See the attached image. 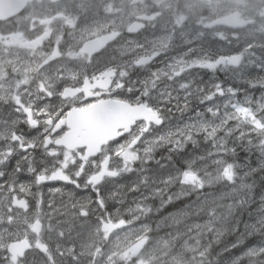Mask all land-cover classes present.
<instances>
[{
  "label": "snow or ice",
  "instance_id": "6c2138e0",
  "mask_svg": "<svg viewBox=\"0 0 264 264\" xmlns=\"http://www.w3.org/2000/svg\"><path fill=\"white\" fill-rule=\"evenodd\" d=\"M65 22L75 23L71 18ZM143 27L134 24L128 31ZM50 34L45 27L34 38L19 41V47L29 50L23 61H0V264H182L167 247L149 251L146 231L130 233L131 222L109 203H119L121 198L117 193L106 197L102 185L106 178L120 175L114 161L130 170L139 159L136 149L145 135L162 123V111L151 106L162 76L172 80L195 68L239 65L241 56L198 58L170 74L152 71L141 81L140 70L158 53L137 57L131 64L115 57L93 61L90 51L85 57L84 49L62 51L63 33L50 51L45 50L52 43ZM179 88L185 90V102L176 107L187 110L192 85L180 83ZM197 91L203 101L225 94L219 83L207 92ZM167 96L171 98V92ZM208 111L218 115L212 108ZM233 121L236 127L227 130ZM196 131L214 140L221 131L229 135L235 131L241 139L257 135L264 148V117L248 107L235 106L221 124ZM183 141L195 143L193 134L182 133L174 143L182 148ZM216 146L227 150L223 140ZM223 174L232 180L231 166ZM182 179L202 185L195 172L185 171ZM65 190L71 207L61 201L62 212L48 197ZM77 190L89 194L76 199ZM135 210L147 211L139 203Z\"/></svg>",
  "mask_w": 264,
  "mask_h": 264
},
{
  "label": "rangeland",
  "instance_id": "374dc122",
  "mask_svg": "<svg viewBox=\"0 0 264 264\" xmlns=\"http://www.w3.org/2000/svg\"><path fill=\"white\" fill-rule=\"evenodd\" d=\"M196 1L197 0H187L183 4V8H180V11H178L179 14L175 16L176 21H174L178 23L181 22L184 18V14H186V16H191V20L193 18L196 22L194 28L197 30L193 33H190L189 30L185 31V35L187 39L193 40L205 35L204 32L206 29L204 24L207 21L214 22L218 17L228 13L230 10L229 6L225 8L219 7V5H222V0H216L220 2L219 5L215 0H210L209 7H211V15L207 17L202 10H192ZM247 3V0H233L232 8H240L241 5L246 6ZM38 6H40V4ZM62 7V11L60 14L58 13L61 17L59 24L63 26V29L66 26L68 27V31L64 36H68L65 38L76 48L79 49L86 38L90 36L94 37L106 31V19L98 18L87 21L82 14L84 8L82 2L69 0L67 3L63 4ZM256 7H261V5L258 4L254 7H248L247 10L251 12V8ZM115 10L116 9L113 8V11ZM192 14L194 17H192ZM25 16L28 17L29 22H32L33 25V23H35L33 20L35 17H49V11L43 8L37 11L34 10L33 6ZM66 18L73 19L75 23L72 25L67 24L65 22ZM121 21L125 23V18ZM12 26H15V29H9V45H12V43L15 44L17 34L23 31L22 26L17 25L15 22ZM191 28L192 26L186 29ZM226 28L225 26L215 25L209 30L211 36L212 33H216L217 43H214V46L222 51L229 52L230 49L226 45L232 42V50L246 52V55L239 66L233 68L231 81L229 78L227 83H225L223 79L220 81L216 79L217 81L214 82L213 85L219 83L225 89V94L223 96H217L212 101L202 100L199 107H193L190 110L193 113V118L191 120L187 119L184 122L183 129L185 133H195L196 136L195 138L193 136L195 143L186 141L185 146L189 144L190 149H193V151L195 149V152L191 151L186 153L183 157H179V161L177 157L172 154L166 155L163 160L157 157L149 159V166L146 170H142V168L138 167L132 170L133 172H128L129 175L136 177L131 180L129 179V184L126 183L127 181H121L120 187L123 188V191L120 193V196L122 200H124L129 189H138L144 186L147 190L144 191L142 199L151 198L153 197L152 193H156L155 196L157 200L154 202V208H161V211L158 210L155 212L151 203H143V208L147 209L146 214L155 212L160 215L165 211L163 208L169 205L173 199L178 200L189 197L197 188L201 189L203 185L207 187L206 183H211L215 178H218L220 179V184L225 186L223 190L203 195L198 200H189L188 204L185 206L179 205L170 208L163 214L162 221L157 225V228H172L170 231L171 233L156 238V240H154V245H150V241L154 237H149L148 250L155 253L163 250L165 247H167V251L174 248L171 253L180 257L181 261L189 258L190 260L192 259L193 263L198 262L201 257L200 253L202 252L204 234L208 230L213 229L219 236L226 235V238L232 236L236 238L243 235L245 236L242 237L241 241L237 242L236 240L232 243L231 249L234 247L233 250L231 251L230 249L228 251L229 254L220 260L218 264H264V148L259 146L257 135L241 139L240 135L235 131H232L231 135L227 134V131H221L214 140L203 132L196 131V129L201 126L212 127L221 124L225 116L231 115L235 106L248 107L256 112L259 117H264V112L263 115L261 114L264 109V93H262V88L264 87V25H257L251 30L232 29L233 31H230L229 28ZM11 34H13L14 39H11ZM152 41L153 44H158V40L153 39ZM170 48L180 51L175 59L185 62L184 65H176L177 60L173 62L174 66L178 68L185 66L192 60L198 59L193 57L192 53L194 51L197 52L199 58H209L203 49L198 51V47H196L195 50H192V48L186 50L178 47L175 49L173 46ZM201 71H203V69ZM201 80L202 82L204 81L202 75ZM181 81L182 80H180V82ZM185 83L188 82L185 81ZM228 89L232 91L228 92ZM236 95H240L239 97L243 96L244 100L239 101ZM253 101H256L255 105L251 104ZM209 108L218 112V115L213 116L208 111ZM235 127L236 122L233 121L227 125V130H233ZM163 137H165V134ZM220 140H223L227 144L226 151L216 146ZM249 140L252 142H249ZM196 160L198 162H196ZM180 161L185 165L184 167ZM229 166H231L232 169V180H228L223 174L224 170ZM185 171L195 172L202 181V185L188 184L187 188L182 187V184H185L182 179ZM236 178L243 180V182H236L234 180ZM247 187H252L249 194L250 198H247L243 194ZM188 188H190V190H188ZM225 198H228L227 203L229 204V212L234 215V226L237 224L235 220H240V218L244 216L242 221L244 226L243 229L239 228V226L236 228L234 227L230 235V231H228V229L231 228L230 221L228 220L227 222V218L223 219L221 213L214 212L212 214L211 212L209 216L206 214V216L197 217L201 209L208 205L221 203ZM255 206L257 209H255ZM125 209L126 208H123V210ZM125 213L126 212L123 211V216ZM136 216L138 217V215H135V218H137ZM179 223H183L184 228H177V225H180ZM156 224L157 219L154 223V232L156 230ZM150 229L151 226L149 224H141L138 233L142 231L147 232ZM135 232V230L132 231V233ZM240 245L243 246L238 248ZM228 259L231 261H227ZM211 264H213V262H211Z\"/></svg>",
  "mask_w": 264,
  "mask_h": 264
},
{
  "label": "flooded vegetation",
  "instance_id": "af4514ba",
  "mask_svg": "<svg viewBox=\"0 0 264 264\" xmlns=\"http://www.w3.org/2000/svg\"><path fill=\"white\" fill-rule=\"evenodd\" d=\"M186 1L187 0H84L82 14L87 21L102 18L106 19L107 23L105 24L106 31L94 37L90 36L86 38L78 49L68 42L69 40L64 38V35H66V32L68 31V27L66 26L63 29V26L59 24L61 18L59 14L63 9L62 4L65 0L56 3L48 0H36L35 3L37 5L40 4V9L43 8L49 11V17H35L33 19L35 22L33 25L35 27L34 30H32L29 27L32 26V22H29L28 17L24 15L18 23V25L22 26L23 31L17 34V39H15L16 42L15 44L12 43V45H9V24L11 22H0V61H23L25 58H28L29 50L19 47L18 42L23 39L34 38V36L38 35L45 27H47L51 30L49 41L52 42L50 46H46L45 50L48 51H50L51 46H55L56 38L63 33V38L61 40L62 51L67 52L68 50H71L72 52L79 53L81 49H84L85 57H87L90 51L93 61L103 62L115 57V60L118 62L131 64L137 57L150 56L153 53H158L154 60L145 66V69L140 70L139 78L143 81V79H146L148 74L152 71H163L168 74L172 71H179V68L176 66L174 68L169 67V65H174L173 62L177 60L175 57H177L180 52L171 49V46L175 49H177V47L186 48V50L190 48L195 50L196 47H198V51L203 49L209 58L240 53L242 56L246 55V52L232 50V42H229V44L226 45L230 49L229 52L220 50L218 47L214 46V43H217L216 33H212V36L209 33V30L215 26L214 24H217L218 22L226 23L227 18H229L228 23L232 25L233 21L231 18L233 14L239 15L238 20H245V30H251L257 25H264V0L259 1L258 4H260L261 7L252 8L249 15L242 6H240V8H232L233 0H222V5H219L220 2L215 0L220 8L229 6L230 10L228 13L225 12L226 14L221 15L214 22L207 21L204 24L206 29L204 36L197 37L196 40L187 39L185 31L189 30L190 33H193L197 29L194 27L186 29V27L190 26V23L185 17L179 23L174 22L176 21L175 16L179 14L178 11H180V8H183V4ZM209 5L210 0H197L192 10H202L204 15L209 17L211 15V7H209ZM113 8L116 10L113 11ZM124 18L125 23L121 21ZM41 20H44L45 24H40ZM134 24H142L144 27L136 32H129V26ZM194 24H196L195 20ZM236 24H240V21L236 22ZM226 27L227 26H225V28ZM228 28L230 31H233L232 27ZM113 33H117V35L114 36ZM11 39H14L13 34H11ZM153 39L158 40L157 45L153 44ZM91 40H97L98 44L85 49L84 43ZM122 52L123 55H121ZM192 54L194 58H199L196 51ZM32 58L39 59L38 56ZM73 63L75 64L77 61L74 60ZM132 70L135 71L134 68ZM201 70L202 69L196 68V70L192 69L191 71H185L182 76L172 80L168 79V76L165 75L157 82V87L152 94L151 106L162 111V123L154 126L150 132L145 135L143 143L136 149L139 153V159L130 164V170H123L122 164L119 161L113 162L114 166L120 169V175L115 178L105 179L102 185V191L106 197L111 193H117L121 198L120 193L123 191V188L120 187L121 181H127L126 183L129 184V179H134L136 176L129 175L128 172H133L132 170H135L138 167L143 169L144 166L149 163V159L154 157H165L168 154H173L176 157H183L186 153L193 151V149H190L189 144L185 146L186 141H183L184 146L182 148L177 147L174 141L180 140L181 134L185 133L183 129L184 122L187 119L191 120L193 118V113L190 110L193 107H199L202 102V93L198 92L197 89H202L204 92H207L212 88L214 82L217 81L216 79H219V81L223 79L224 82L227 83L229 78L231 81L233 75L232 65L227 67L219 66L215 70ZM201 75L203 76V82L201 80ZM133 79H137V76L133 75ZM180 80L182 81L180 82ZM185 81L191 83L192 95L189 99L188 109L182 110L181 108L176 107V105H183L185 102V90L179 88V84L185 83ZM169 92L172 94L171 98L167 96ZM241 99L242 97L240 100ZM164 134L165 140H161L160 138L163 137ZM193 136L195 138L196 134L194 133ZM193 152H195V149ZM69 188H71V186H69ZM134 189L135 190L129 189L126 193V198L124 200L121 198V202H109L110 204L114 203L112 207L118 208L121 213L125 211L126 213L123 218L129 221L134 215L136 209L135 203L144 200L139 197L140 195L137 188ZM45 192H47L46 189ZM88 194V192L77 190L76 199ZM48 198L54 199L56 201V206L61 208L62 212L64 209L61 207V201H63V204L67 205L68 208L71 207L68 190H65L63 194H55ZM187 199H198V196L191 194ZM123 208L126 209L123 210ZM158 208L159 207H156L154 211L156 212V209ZM129 209H132V211H129ZM143 214L146 215V212ZM149 219L148 216L146 220L149 221ZM156 219H158V216ZM128 231L130 232V228Z\"/></svg>",
  "mask_w": 264,
  "mask_h": 264
},
{
  "label": "trees",
  "instance_id": "16d2710c",
  "mask_svg": "<svg viewBox=\"0 0 264 264\" xmlns=\"http://www.w3.org/2000/svg\"><path fill=\"white\" fill-rule=\"evenodd\" d=\"M252 187H247V190L243 192L244 196L247 198H250V190ZM229 206L226 204H215V205H209L207 208L204 210V214H207L208 216L210 215L211 212L217 211V210H224L225 208L228 209ZM229 212V211H228ZM230 215V213H229ZM207 216V217H208ZM230 218L233 219V214L230 215ZM235 218V217H234ZM230 221V219H228ZM228 222V221H227ZM231 223V221L229 222ZM231 231H233L234 227L231 225ZM230 235V234H229ZM231 237L226 238V235H221L219 236L213 229L208 230L203 237V244H202V253L203 256L200 257V261L194 262L192 259L190 260L189 258L185 259L184 264H211V262H216L219 261L221 257L218 255L219 249L221 246H224ZM223 241V242H222ZM215 245V246H214ZM211 247V248H210ZM218 249V250H217Z\"/></svg>",
  "mask_w": 264,
  "mask_h": 264
},
{
  "label": "water",
  "instance_id": "95a60500",
  "mask_svg": "<svg viewBox=\"0 0 264 264\" xmlns=\"http://www.w3.org/2000/svg\"><path fill=\"white\" fill-rule=\"evenodd\" d=\"M30 0H0V20L9 19L22 11Z\"/></svg>",
  "mask_w": 264,
  "mask_h": 264
},
{
  "label": "bare ground",
  "instance_id": "6f19581e",
  "mask_svg": "<svg viewBox=\"0 0 264 264\" xmlns=\"http://www.w3.org/2000/svg\"><path fill=\"white\" fill-rule=\"evenodd\" d=\"M189 17H191V16H189ZM190 26H191V25H190ZM184 38H185V37H184ZM181 43H182V42H181ZM186 46H187V45H186ZM180 47H181V46H180ZM181 49H182V48H181ZM257 75H258V74H257ZM242 146H243V145H242ZM155 194H156V193H155ZM54 195H55V194H54ZM180 198H181V197H180ZM173 200H174V199H173ZM194 200H195V199H194ZM194 200H193V201H194ZM191 202H192V201H191ZM260 205H261V204H260ZM255 207H256V206H255ZM257 207H258V205H257ZM257 207H256L255 209H257ZM253 211H254V210H253ZM260 211H261V210H260ZM255 214H256V213H255ZM187 218H189V217H187ZM250 218H251V216H250ZM183 221H185V220H183ZM188 221H189V220H188ZM245 221H246V220H245ZM252 221H253V220H252ZM249 222H250V221H249ZM187 223H188V222H187ZM190 223H191V222H190ZM179 224H180V223H179ZM248 224H249V223H248ZM186 227H187V226H186ZM254 227H256V226H254ZM254 227H253V228H254ZM182 228H184V227H182ZM182 228H181V229H182ZM193 228H194V227H193ZM198 229H199V228H198ZM198 229H197V230H198ZM195 230H196V229H195ZM251 230H252V229H251ZM256 230H257V229H256ZM193 231H194V229H193ZM237 232H238V231H237ZM239 232H240V231H239ZM246 234H247V233H246ZM234 235H235V234H234ZM238 235H239V233H238ZM238 235H237V236H238ZM187 236H188V235H187ZM243 236H244V235H243ZM247 236H248V235H247ZM247 236H246V237H247ZM256 236H257V235H256ZM244 237H245V236H244ZM253 237H254V236H253ZM256 238H258V237H256ZM244 239H245V238H244ZM222 242H223V241H222ZM228 242H229V241H228ZM237 242H238V241H237ZM255 242H256V240H255ZM257 242H258V241H257ZM239 244H241V243H239ZM214 246H215V245H214ZM235 246H236V245H235ZM210 248H211V247H210ZM233 248H234V247H233ZM236 249H238V248H236ZM217 250H218V249H217ZM241 250H242V249H241ZM228 254H229V253H228ZM231 256H232V255H231ZM220 257H221V256H220ZM244 258H245V257H244ZM242 259H243V258H242ZM229 260H230V259H228L227 261H229ZM219 261H220V260H219ZM230 261H231V260H230ZM229 263H230V262H229ZM237 263H238V262H237ZM233 264H234V263H233Z\"/></svg>",
  "mask_w": 264,
  "mask_h": 264
}]
</instances>
